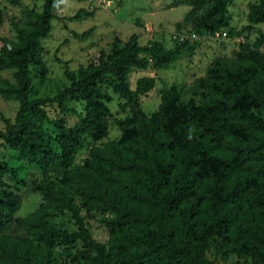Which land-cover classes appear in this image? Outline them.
I'll use <instances>...</instances> for the list:
<instances>
[{"label": "trees", "instance_id": "1", "mask_svg": "<svg viewBox=\"0 0 264 264\" xmlns=\"http://www.w3.org/2000/svg\"><path fill=\"white\" fill-rule=\"evenodd\" d=\"M16 6L21 0H2ZM56 0H42L39 12L24 11L22 24L11 22L14 41L0 39V98L17 104L11 121L2 119L0 144L57 181L31 180L29 191L50 211H66L75 231L48 221L15 218L20 199L0 188V264H58L52 253L71 264H213L207 254L233 253L250 264H264V34L249 44L241 41L229 58L211 61L194 83L203 96L182 100L174 85L159 90L156 109L146 115L139 100L154 87L153 77H139L131 89L132 70L164 69L192 55L195 44L184 40L166 49L160 42L145 46L136 37L114 38L107 52L75 70H64L67 82L51 98H30V73L42 84L46 68L40 40L48 37ZM230 0H214L193 21L198 32L226 30L233 38L264 22V0L247 4L246 25L230 27ZM79 9L68 20L90 17ZM178 25H176V28ZM89 30L73 34L85 37ZM108 91L129 106L130 116L114 121L116 142L101 144L108 133ZM70 102L81 103L80 116ZM46 106L54 107L51 117ZM75 117L72 125L65 117ZM87 157L72 166L84 142ZM0 169L16 178L15 169ZM89 181L104 190L100 226L107 242L91 239L87 198L75 202L58 184ZM25 229L28 238L12 243L10 225ZM45 252L44 256L37 253Z\"/></svg>", "mask_w": 264, "mask_h": 264}, {"label": "rangeland", "instance_id": "2", "mask_svg": "<svg viewBox=\"0 0 264 264\" xmlns=\"http://www.w3.org/2000/svg\"><path fill=\"white\" fill-rule=\"evenodd\" d=\"M108 7L89 6L86 0H56L55 19L50 21L48 37L40 40L42 47V61L46 68L45 79L39 84L34 71L30 73L31 91L30 98H51L65 85L64 70H75L96 59L99 51L107 52L109 44L117 38L124 42L129 37H136L140 46H145L151 41L160 42L166 49L172 48L182 38L188 44H195L192 55L183 56L164 69L132 70L128 78L131 89L139 77H153L154 87L139 100L140 110L148 115L152 113L159 102V90L174 85L179 91L180 98L187 100L191 96V88H195L194 99L203 96V91L194 83L196 78L202 77L207 65L217 58H229L237 50L238 44L243 41L251 43L258 32L264 34V22L253 27L251 32L242 33L233 38H213L211 35L198 32L194 28L195 18L205 13L214 0H110ZM256 0H230L227 13L230 18L229 25L239 31L246 25L247 4ZM42 0H21L16 6H11L0 0V39L7 42L14 41L11 22L22 24L25 21L24 11L39 12ZM79 9L92 12L90 17L78 20H68ZM176 25L178 27L176 28ZM88 31L85 37L75 38L73 34ZM224 31H226L224 29ZM1 46V42H0ZM264 51V44L260 47ZM0 78L10 80V71H0ZM110 101L106 103L109 110L108 133L101 141L103 143L116 142L119 131L114 121H122L130 116L129 106L118 100L108 91ZM72 107L82 116V104L70 102ZM17 104L13 100L5 101L0 98V131L3 130L2 119L11 121L16 112ZM49 116L55 117L54 107L46 106ZM66 123L72 125L75 117H65ZM90 144L84 142L78 151L72 166H79L87 157ZM0 162L8 168L15 169L17 177L13 178L8 172L0 169V188L11 190L20 199L19 209L15 218L30 216L35 226L43 225L44 221L51 222L56 227L67 232L75 231L74 220L66 211H50L45 201L36 193L29 191L31 180L40 181L48 178L57 181V173L43 172L39 167L29 164L20 157L10 155V151L0 144ZM64 193L75 202L87 198L91 211L81 214L85 216L86 227L93 241L107 242V233L99 224V217L103 210L104 188L101 184L89 181L82 184L70 183L67 186L58 184ZM5 233L10 241L19 244L22 238H28L27 232L19 225H10ZM45 252L38 251V256ZM46 255V254H45ZM58 264H71L68 258L58 257L57 250L52 253ZM207 258L213 264H250L248 260L239 258L233 253H219L214 255L208 252ZM9 264V263H8Z\"/></svg>", "mask_w": 264, "mask_h": 264}, {"label": "built area", "instance_id": "3", "mask_svg": "<svg viewBox=\"0 0 264 264\" xmlns=\"http://www.w3.org/2000/svg\"><path fill=\"white\" fill-rule=\"evenodd\" d=\"M87 5L94 6V7H108L111 3L110 0H86ZM213 38H224L226 37V32L224 30L216 31L211 34ZM182 38H179L178 42H182Z\"/></svg>", "mask_w": 264, "mask_h": 264}, {"label": "clouds", "instance_id": "4", "mask_svg": "<svg viewBox=\"0 0 264 264\" xmlns=\"http://www.w3.org/2000/svg\"><path fill=\"white\" fill-rule=\"evenodd\" d=\"M61 2H63V0H61Z\"/></svg>", "mask_w": 264, "mask_h": 264}]
</instances>
